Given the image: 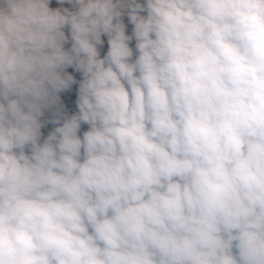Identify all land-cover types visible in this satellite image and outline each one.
Wrapping results in <instances>:
<instances>
[{
    "label": "clouds",
    "instance_id": "obj_1",
    "mask_svg": "<svg viewBox=\"0 0 264 264\" xmlns=\"http://www.w3.org/2000/svg\"><path fill=\"white\" fill-rule=\"evenodd\" d=\"M0 264H264V0H0Z\"/></svg>",
    "mask_w": 264,
    "mask_h": 264
}]
</instances>
